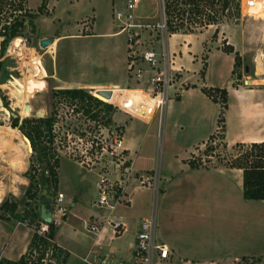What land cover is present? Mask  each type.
Wrapping results in <instances>:
<instances>
[{
	"label": "rangeland",
	"instance_id": "1",
	"mask_svg": "<svg viewBox=\"0 0 264 264\" xmlns=\"http://www.w3.org/2000/svg\"><path fill=\"white\" fill-rule=\"evenodd\" d=\"M239 2L240 7L237 10V0H230V6L223 15L220 11L222 1L215 0V9L209 8L204 11L206 15L202 16L206 21L209 17H214L212 20L214 24L207 27H200L199 20L197 25L190 23L194 16L185 14L183 30L176 34L169 33L165 42L157 29L151 33L152 39L146 30L143 32L146 45L151 44L160 52L163 42L165 44L168 42L171 50L172 40L175 42L174 49L179 51L181 34L208 31L213 46L216 45L215 42L223 50L232 46L234 62L235 55L240 56L241 64L234 68L235 85L264 84V0L260 1L257 8H255L256 4L254 9H249L246 5L247 0H240ZM41 3L42 0H27L26 5L33 14H37ZM119 3V7L124 5L122 4L123 0H119ZM163 3V0H141L135 15L146 23L156 25L164 18ZM181 9H183L182 5ZM115 11L111 0H50L47 10L37 14L35 18L29 19L23 33L10 41L5 46V50L1 52L0 95L3 99L4 108L0 107V135L2 137H0V204L5 200L9 203L17 202L22 216L39 214L43 179L46 178L48 172L46 165L39 164L37 161L31 142L26 140L18 128H12V118L5 109H9L18 116L19 124L26 118L56 116L54 141L52 144L49 143L48 136L42 139L43 144L52 149L60 167L57 170L58 182L54 188H51V195L57 192L63 193L62 191L67 189L75 192L78 196L82 194L83 197H86V195L93 194L94 188L92 187L96 175L114 173L111 170H114V164L108 162L110 158L104 154L101 148L110 147L111 139L116 133H122L124 139L126 129L133 121L148 120L146 116L149 114L146 115V113L160 100H149L148 97L150 96L146 95L149 93L147 84H138L133 73L128 70L125 35L104 37L107 32L115 33L118 31L114 25L117 24L114 21ZM0 38L3 42L4 38ZM43 39L51 40V42L59 39L57 48L51 49V43L47 47H42L41 41ZM209 49L207 54L212 60V67L208 71L207 81L213 85L226 88L231 85L233 60L230 57L211 54ZM35 56L37 59L40 57L38 63L42 61L41 65L40 63L33 65L32 59ZM175 66L181 68L180 64ZM37 67H40L38 75ZM192 76V72L185 71L175 76V85L171 90L172 100H178L181 91L187 87L185 85L192 86L194 81ZM203 76L204 73L201 71V77L203 78ZM184 78L189 79L183 83L184 88H181V79ZM10 80H15L17 86L8 87ZM31 81L36 87V92L28 97L22 85H28ZM73 88L82 89L84 93L76 96L65 93L56 96L53 94L54 90ZM138 89L144 91L141 92ZM104 90H114V92L110 98H106L99 93V91ZM87 95L94 96L97 100L89 102ZM121 95L134 98V103L131 105L130 100H126V98L124 100ZM194 100L202 99L194 98ZM25 101L33 110L27 117L21 115ZM217 103L219 104V112L216 118V125L218 126V119L222 114L226 117V110L221 108L222 100H218ZM118 105L128 106L126 107L127 110L123 111ZM138 109L140 110L139 113L143 112L145 118L136 117L138 116ZM87 110H90L89 113ZM210 113L208 121H198L193 116H181L180 103H175L172 109L166 108L163 115L159 112L155 113V118L150 121L154 123L149 127H144V131L146 132V144L155 152V165L158 171L168 161H171L170 158L174 159L176 156L181 158V156L184 157L188 154L189 144L193 138L196 141L195 137L198 130L203 131L202 136L212 128V122L215 118L214 114ZM94 114H97V117H93ZM228 128L236 130V122L231 121ZM218 130L219 133L215 135V139L211 138L203 146V149L198 151L195 159L196 165L228 169L232 168V163L246 155L245 150L247 149H240L236 146L239 143L228 146L225 141V128L218 127ZM25 140L26 143L28 142L27 144ZM213 141L214 143H212ZM19 156L23 158L21 159ZM153 172L157 171L154 170ZM30 176H34L35 183L41 185V189L34 199H31L27 194ZM59 180L62 191L59 190ZM51 186L53 185L51 184ZM160 186L162 190L157 196L155 195L154 199L150 189L141 198L147 199L150 203H152V199L154 200L156 234L165 240L170 238L166 225L175 216L171 213L173 204L169 201V196L167 198L165 196L170 190L167 189L162 178ZM163 198L165 199L163 200ZM66 207L68 211V204ZM260 207L257 211L264 209V205H260ZM249 211L256 210L250 208ZM0 214H2V210H0ZM240 218L243 217L240 216ZM249 218L250 222L246 225L245 219L243 224L239 222L241 229L244 225L246 229H251V231L257 228L255 222H251L252 219L256 221V217L250 214ZM259 225L262 227L261 229H264L262 221ZM253 226L255 229L252 228ZM262 231L264 232V230ZM250 239L254 241L253 238ZM86 247L87 244L84 241L83 248ZM255 247L256 249L253 248V245L248 247L252 254L251 257H255V259L262 257L264 260V252L258 245ZM63 257V253L59 256L56 254L58 264H61ZM246 257L248 258V255ZM164 264L196 263L169 260ZM241 264H249V262L245 260Z\"/></svg>",
	"mask_w": 264,
	"mask_h": 264
},
{
	"label": "crops",
	"instance_id": "2",
	"mask_svg": "<svg viewBox=\"0 0 264 264\" xmlns=\"http://www.w3.org/2000/svg\"><path fill=\"white\" fill-rule=\"evenodd\" d=\"M111 1L114 10L125 11V0L122 3L125 2V7L124 5L119 7V0ZM123 7L124 9H121ZM115 33L107 32L104 37L118 36ZM210 37L208 31L181 34L179 51L174 49L175 42L172 40L171 50L168 42L166 43L165 46L171 53L178 54L176 64L181 65L183 72H192L194 81L192 86L185 85L187 87L184 88L183 83H186L189 78L181 79V88L184 89L178 100H172L173 97L170 96L165 109L168 107L172 109L175 103H180L181 116H193L198 121H208L211 112L210 114H214L215 118L212 128L202 136L203 131L198 130L196 141L193 138L189 144L188 154L181 158L179 156L174 159L170 158L171 161H168L159 171L155 165V152L146 144V132L144 131V127H149L154 123L150 122L154 118L142 122L133 121L126 129L123 147L126 150L127 155H125L133 163L134 173H147L155 170L167 189L170 190L165 196L166 198L169 196V201L173 204L172 211L171 209L170 211L175 218L166 225L170 238L165 240L158 238L171 250V260L196 264H241L246 260L249 264H264L262 257L261 259L252 258L248 249L252 245L256 249L255 245H258L264 252V232L262 231L264 229H261L262 227L259 225L261 221L264 225V209L257 211L258 207L261 208L260 205H264V200L245 198L242 169L201 166L196 165L195 162L198 151L202 150L211 136L218 131L216 118L219 104L202 92L204 87L226 89L228 92L224 131L228 146L237 143L264 142V84L235 85L233 73L230 80L231 85L226 88L209 83L207 74L212 67V60L207 54L209 48H211L209 49L211 54L234 59L233 54L225 52V49H221L217 42L213 46ZM56 41L58 44L59 39L52 42ZM234 63L233 60L231 72L234 70ZM201 71L204 73L203 78ZM194 98L202 100H194ZM148 99L159 100L151 97ZM140 110L142 111L141 108ZM140 110H137L138 116L136 117L145 118L143 112H138ZM153 110L154 106L149 108L146 113L149 115L146 118L149 119L152 116ZM231 121L236 122V130L228 128ZM87 171L92 172L93 170ZM108 177L115 180L118 178V174L114 171V173L108 174ZM95 178L92 187L95 191L93 190V194L86 195V197H83L82 194L78 196L75 192L67 189L63 190L59 180V190H63L62 192L66 196L68 211L63 218L58 216L57 230L52 240L58 248L57 255L64 254L61 264H81V262L83 264L81 260L83 257L87 258L93 250L100 249L113 263L130 264L133 261L136 236L141 220L152 214L155 215L153 207L155 194L150 190L153 197L152 203L147 199L143 200L141 197L144 193H148L149 189L136 188L137 182L132 178L127 189L131 204L128 206L118 205L114 210L117 218L125 224V231L121 235H117L110 224H101L99 232H89L87 230L89 223L101 220L108 214L107 211L98 209L94 205L100 176L96 175ZM250 208L256 211H249ZM21 214L19 209L14 213L2 210V214H0V264L19 262L30 250L38 221ZM250 214L257 219L256 221L251 220L257 227L255 229L253 226L252 228L255 230L252 231L245 227L250 222ZM38 215L40 217V212ZM240 216L243 218L241 219ZM244 219L246 223L241 229L239 222L243 224ZM250 238H253L254 241ZM84 241L87 244L86 248H83ZM256 241L257 244H255Z\"/></svg>",
	"mask_w": 264,
	"mask_h": 264
},
{
	"label": "built area",
	"instance_id": "3",
	"mask_svg": "<svg viewBox=\"0 0 264 264\" xmlns=\"http://www.w3.org/2000/svg\"><path fill=\"white\" fill-rule=\"evenodd\" d=\"M141 0H126L125 11L117 10L114 13V24L118 31L116 35H125L127 41L128 70L133 73L138 84L146 83L148 86V96L153 99H160L156 102L152 116L148 120L155 118V113L163 114L167 102L171 96V90L175 83V76L182 74V68H176L177 54L171 53L166 48L165 40L168 38V27L166 18H162L156 25L142 21L135 15L138 3ZM164 2V0H163ZM257 4V0H248L247 6L252 9ZM157 29L162 34V50L157 51L151 44L146 45L144 40V31H148V36L152 39L151 33ZM12 77V76H11ZM115 90V89H114ZM111 91V92H114ZM141 92L144 90L138 89ZM121 97L134 103V98ZM215 98L221 100L219 94H215ZM127 105V104H125ZM130 105V106H131ZM129 106V107H130ZM123 111L128 106H119ZM127 110V109H126ZM143 119V118H142ZM219 133V130L217 131ZM216 133V134H217ZM215 134V135H216ZM215 135L214 138L215 139ZM217 137V136H216ZM216 141V140H214ZM214 141L212 143H214ZM111 146L101 148L104 154L110 158V164H114V171L118 174V178L111 180L108 174L100 175V183L98 185L97 198L94 205L101 210L108 212L101 220L93 221L87 227L89 232L97 233L101 230V224H110L117 235H121L125 231V224L114 214V210L118 205L128 206L131 204L127 189L132 178L137 182L136 188L141 190L150 189L155 195L159 193L161 178L158 172L134 173L133 163L125 155L123 147L122 133L114 134L111 139ZM216 144V142H215ZM102 153V152H101ZM89 166V164H87ZM67 202L63 193H55L53 195V213L52 223L57 225L58 216L63 218L67 213ZM156 218L151 216L141 220L140 229L136 236V242L133 253V261L130 264H164L171 260V250L169 247L159 240L156 234ZM48 225L42 224L39 233L45 236L48 233ZM51 242V240H50ZM57 251L53 246L48 247L44 256L38 261L39 264H58L56 260ZM40 254L34 250L30 262L39 259ZM84 264H115L107 255L98 250H93L92 254L82 259ZM118 264H124L123 262Z\"/></svg>",
	"mask_w": 264,
	"mask_h": 264
},
{
	"label": "trees",
	"instance_id": "4",
	"mask_svg": "<svg viewBox=\"0 0 264 264\" xmlns=\"http://www.w3.org/2000/svg\"><path fill=\"white\" fill-rule=\"evenodd\" d=\"M221 1L222 4L220 6V11L221 14L224 15V12L230 6V0ZM239 1L240 0H237V10L240 7ZM49 2L50 0H42L37 14L46 11ZM26 3L27 0H0V37L4 38L2 42V52L5 50V46L10 41L19 37L23 33V30L29 19L35 18L37 15L33 14V12L27 8ZM214 3L215 0H164V14L168 32L170 34H176L179 33L180 30H183L184 20L186 19V16L184 17L185 14L192 17L194 16V18L190 20V23L197 25V21L199 20L200 27H207L214 24V21H212L214 17H209L207 21L202 17L206 15L204 14V11H207L209 8L215 9ZM181 5L183 6V9H181ZM225 52L232 53L234 52V49L232 46H230L225 49ZM240 64V56L236 54L234 68L240 66ZM1 70L2 67L0 63V72ZM232 73H235L234 70ZM202 92L211 98L215 103L218 102L215 98V94H219L222 100L221 108L225 110L228 109V92L226 89L204 87L202 88ZM61 93L76 96L84 92L82 89L77 88L54 90L53 92L54 96ZM87 98L89 102L97 100L91 95H87ZM89 111L90 110H87V113H89ZM93 117H97V114H94ZM11 118L12 128H18L24 134V137L31 142L34 154L39 164L46 165L48 175L43 179L42 189L45 186H48L49 191L52 193L51 188H54L58 182L57 170L59 168V162L55 154L52 153V149L43 144L42 139L43 137L48 136L50 140L49 143L52 144L54 141V127L57 122L56 116L52 115L46 118L33 119L26 118L21 124H19L18 118ZM218 127L221 129L225 128V117L223 114L218 119ZM211 138H214V135H212ZM236 146L240 149H247L245 150L246 155L243 158H240L238 161L231 164L232 168H239L243 170L245 198L249 200H264V142L252 144L239 143ZM29 180L30 185L28 187L27 194L31 199H34L37 197L41 189V185L35 183L34 176H30ZM51 184L53 186H51ZM17 209V202L9 203L7 200H5L0 205V210H4L5 212L14 213ZM27 217H31L32 220L37 219L38 221L35 228V234L31 241L30 250L19 260V262H10L8 264H39L38 261L44 256L48 247L53 246L55 251L58 249L57 246L52 242L57 230L56 225L54 223L49 224V231L45 234V236H43L39 233L41 224H43L39 215H29ZM34 250L40 254V257L37 262L32 261L29 263Z\"/></svg>",
	"mask_w": 264,
	"mask_h": 264
},
{
	"label": "water",
	"instance_id": "5",
	"mask_svg": "<svg viewBox=\"0 0 264 264\" xmlns=\"http://www.w3.org/2000/svg\"><path fill=\"white\" fill-rule=\"evenodd\" d=\"M0 38V61L2 60L1 52H2V42ZM51 43V40L43 39L41 41L42 47H47ZM100 94L104 95L106 98H110L112 96V92L110 90L99 91ZM0 107L4 108V103L2 96L0 95ZM6 113L13 117L18 118L17 115L13 114L9 109H5ZM26 140L30 143V141L26 138ZM52 211H53V196L51 195V191H49L48 186H45L42 190L41 198H40V219L41 221L49 225L52 223Z\"/></svg>",
	"mask_w": 264,
	"mask_h": 264
},
{
	"label": "bare ground",
	"instance_id": "6",
	"mask_svg": "<svg viewBox=\"0 0 264 264\" xmlns=\"http://www.w3.org/2000/svg\"><path fill=\"white\" fill-rule=\"evenodd\" d=\"M260 1H262V0H257V5H256V7L255 8H257L259 5H260ZM247 2H248V0H247ZM252 9H254V8H252ZM56 46H57V41L56 42H51V45H50V48L51 49H55L56 48ZM33 62H34V66H35V64H37L38 63V60H40V57L37 59V57L35 56V57H33ZM39 63H40V65L42 64V61H39ZM38 63V64H39ZM37 66V65H36ZM37 75H38V73H40V67H37ZM14 86H17V83H16V81L15 80H10L9 81V85H8V87H10V88H13ZM35 85H34V83L31 81L28 85H22V87L24 88V90H25V93H27L26 94V96H32L35 92H36V87H34ZM33 110H32V108H31V106L30 105H28L27 104V102L25 101L24 103H23V107H22V111H21V115L23 116V117H27V116H29L30 114H31V112H32ZM5 128V127H4ZM7 128V127H6ZM10 128V127H9ZM2 129H3V127H2ZM6 130V129H5ZM12 130H14V129H12ZM2 131V130H1ZM14 132V131H13ZM16 132H18V131H16ZM4 134H5V132H4ZM3 134V135H4ZM19 134V133H18ZM5 136V135H4ZM6 136H7V134H6ZM0 137H1V135H0ZM2 138V137H1ZM4 138V137H3ZM7 139V138H6ZM22 139V138H21ZM8 142V141H7ZM25 143H26V140H25ZM28 143V142H27ZM26 143V144H27ZM25 144V145H26ZM28 146V145H27ZM25 155V154H24ZM20 158H21V156H19ZM23 158V157H22ZM21 158V159H22ZM25 158V157H24ZM22 161V160H21ZM16 162V161H15ZM20 165H21V163H20ZM23 165H24V163H23ZM22 165V166H23ZM18 169V168H17ZM13 189H14V187H13ZM1 198V197H0Z\"/></svg>",
	"mask_w": 264,
	"mask_h": 264
}]
</instances>
